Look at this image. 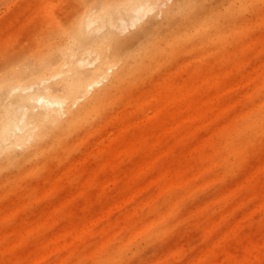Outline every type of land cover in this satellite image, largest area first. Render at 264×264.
Masks as SVG:
<instances>
[{"label":"rangeland","instance_id":"rangeland-1","mask_svg":"<svg viewBox=\"0 0 264 264\" xmlns=\"http://www.w3.org/2000/svg\"><path fill=\"white\" fill-rule=\"evenodd\" d=\"M181 1L138 26L134 48L165 53L135 83L65 145L0 168V264H264V0H188L216 25L168 47ZM90 2L0 0V82L50 60L66 77Z\"/></svg>","mask_w":264,"mask_h":264},{"label":"bare ground","instance_id":"bare-ground-1","mask_svg":"<svg viewBox=\"0 0 264 264\" xmlns=\"http://www.w3.org/2000/svg\"><path fill=\"white\" fill-rule=\"evenodd\" d=\"M165 4L166 0H93L88 7L97 12L88 10L83 14L80 28L73 30L72 48L66 49L61 65L66 68V77L58 83L51 82L63 75L50 76L46 72L51 60L47 67H20L16 73L12 70L0 82V96L9 98L0 109V168L22 167L45 155L54 143L65 145V135L76 131L115 94L123 93L138 80L147 66V57L163 56L165 48L136 50L134 45L144 31L138 26L149 19L152 10ZM184 10L191 11L189 20L173 31L168 47L188 33L202 37L216 25L214 14L203 17L201 11L194 12L192 1L184 0L171 7L175 16ZM132 26L134 30L124 33ZM101 30L99 35L93 33ZM91 54L94 57L89 59ZM93 62L96 64L90 67ZM27 78L34 82L26 84ZM80 101L83 102L77 105Z\"/></svg>","mask_w":264,"mask_h":264}]
</instances>
